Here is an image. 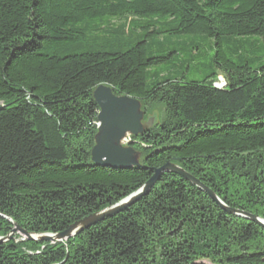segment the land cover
Here are the masks:
<instances>
[{
  "label": "trees",
  "instance_id": "16d2710c",
  "mask_svg": "<svg viewBox=\"0 0 264 264\" xmlns=\"http://www.w3.org/2000/svg\"><path fill=\"white\" fill-rule=\"evenodd\" d=\"M164 35L213 39L211 63L191 52L166 77L152 73L169 55L149 40ZM250 37L264 52V0H0V238L61 234L175 160L229 208L264 219V61L237 45ZM102 84L161 111L133 138L139 168L91 162ZM208 263L264 264V229L172 173L68 240L0 242V264Z\"/></svg>",
  "mask_w": 264,
  "mask_h": 264
},
{
  "label": "water",
  "instance_id": "95a60500",
  "mask_svg": "<svg viewBox=\"0 0 264 264\" xmlns=\"http://www.w3.org/2000/svg\"><path fill=\"white\" fill-rule=\"evenodd\" d=\"M93 99L99 108V114L97 133L91 151V162L96 166L117 169L141 167V153L134 149L133 144L135 141L133 138L143 136L146 131L151 130L156 124V115L147 116L140 100L126 95H117L111 86L105 84L98 86L93 91ZM176 162L177 160L170 161L161 168L156 169L150 180L129 197L101 212L76 222L61 234H29L16 227L15 230L13 229L11 236L16 232H20L24 236L22 241L30 240L53 244L68 240L92 226L128 210L152 191L163 174L168 173L182 177L207 193L212 201L226 212L249 219L264 229V219L229 208L210 188L177 165ZM11 236L0 238V242L8 241Z\"/></svg>",
  "mask_w": 264,
  "mask_h": 264
},
{
  "label": "rangeland",
  "instance_id": "374dc122",
  "mask_svg": "<svg viewBox=\"0 0 264 264\" xmlns=\"http://www.w3.org/2000/svg\"><path fill=\"white\" fill-rule=\"evenodd\" d=\"M145 34L144 31H132L130 36L126 37V41H139L140 37ZM237 45H239L240 48H242V51L244 53H248V55L251 57V59L254 58H260L262 62L264 61V52H260L258 50H253L256 46L257 42L261 41L258 37H250L247 39H238ZM149 52L153 55L157 56H164L169 55V60L161 65H158L154 68H152V73H158L161 74L162 77H166L168 74V63H172V61L177 62L178 61H187L190 58V53L193 52V54L196 57V61L201 64L202 66H207L211 63L213 56H214V44L215 41L213 39H208L202 36H199L197 38H192L189 36H183V37H169L167 38L166 35L161 36L159 38H153L149 40ZM235 44V43H234ZM187 46V47H186ZM253 46V47H252ZM193 47H196L195 49H192ZM178 51L181 59H178L175 54H172L173 52ZM186 64V63H185ZM179 72L176 73L174 76H178ZM173 76V77H174ZM205 76V73H200L197 75H194L190 73V71H186L185 78L187 80L192 79H202ZM222 76L219 78V81L223 83ZM159 112L161 114V111L158 109H148L147 110V116H153V113ZM14 230L16 227L13 228ZM12 234V233H11ZM11 234L9 236H11ZM14 235H18L21 239H24V236L20 232H16L11 236V238ZM8 236V237H9ZM10 238V239H11ZM9 239V240H10ZM210 264V263H208Z\"/></svg>",
  "mask_w": 264,
  "mask_h": 264
},
{
  "label": "bare ground",
  "instance_id": "6f19581e",
  "mask_svg": "<svg viewBox=\"0 0 264 264\" xmlns=\"http://www.w3.org/2000/svg\"><path fill=\"white\" fill-rule=\"evenodd\" d=\"M221 82H222V81H221ZM221 82H220L219 84H217V87H218V86H222L223 83H221Z\"/></svg>",
  "mask_w": 264,
  "mask_h": 264
},
{
  "label": "built area",
  "instance_id": "2783aa9c",
  "mask_svg": "<svg viewBox=\"0 0 264 264\" xmlns=\"http://www.w3.org/2000/svg\"><path fill=\"white\" fill-rule=\"evenodd\" d=\"M224 85H225V84H224V82H223L222 86H218V87H219V88H222Z\"/></svg>",
  "mask_w": 264,
  "mask_h": 264
}]
</instances>
